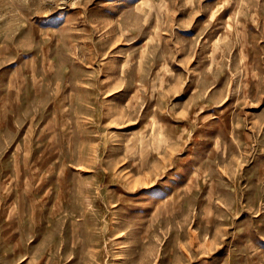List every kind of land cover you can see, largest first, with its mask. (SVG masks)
Instances as JSON below:
<instances>
[{
	"label": "rangeland",
	"instance_id": "rangeland-1",
	"mask_svg": "<svg viewBox=\"0 0 264 264\" xmlns=\"http://www.w3.org/2000/svg\"><path fill=\"white\" fill-rule=\"evenodd\" d=\"M0 264H264V0H0Z\"/></svg>",
	"mask_w": 264,
	"mask_h": 264
}]
</instances>
